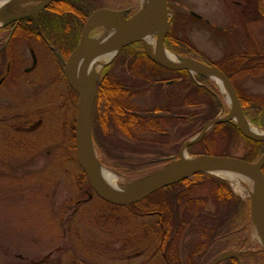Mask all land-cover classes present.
<instances>
[{"label":"rangeland","instance_id":"obj_1","mask_svg":"<svg viewBox=\"0 0 264 264\" xmlns=\"http://www.w3.org/2000/svg\"><path fill=\"white\" fill-rule=\"evenodd\" d=\"M100 1L101 8L119 12H124L127 2H131L129 14L143 8L142 0ZM7 6L24 9V5L19 3ZM169 8H177L190 15L196 13L224 31L220 34L204 23L182 21L183 36L205 60L223 64L224 70L233 72L242 66L243 59L264 57V0H171ZM107 31L110 30L97 25L91 33L92 41ZM4 33L8 35L5 31L0 33V37ZM31 50L35 51L38 62L36 67L26 72L33 67ZM9 51V57L20 70L13 74L17 77L13 79L14 90L9 89L10 86L1 89V96L8 100L6 102L16 104V112L14 131L7 129L11 121H4L13 115L0 114V264H164L156 247L160 235L154 236L156 217H131L133 214L127 207H115L104 202L93 192L86 177L81 176L82 168L74 159L71 160L76 153L71 149L70 138L73 130L78 131L79 110L69 101L60 68L62 65L58 64L57 57L49 48L34 41L22 45L14 42ZM150 51L153 53L154 48ZM240 70L233 75L238 90L264 108V69ZM118 71L119 67H116L114 72ZM207 79L210 91L216 95L214 97L223 109L218 117L223 118L232 111L228 91L224 94L216 82ZM174 89L183 90L181 96H184L190 88L181 86ZM134 102L137 107L147 109L155 106L157 97L149 92ZM193 111L196 115L194 107L182 110L184 113ZM261 111H248L246 115L253 127L264 132L256 125ZM200 121L198 124L201 125ZM200 125L191 132H185L183 130L188 124L180 125L181 129H178L172 128L171 123L170 134L165 137L141 133V138H144L141 143L128 141V147L134 144L142 154L138 162L131 164L137 169H150V165L157 163L162 155L179 156L184 143L204 128ZM17 129L24 132H17ZM10 133H14V141L12 138L9 141ZM245 146L244 141L239 143L222 137L214 145H209L215 151L229 150L234 157H245ZM201 148L198 146L194 151L200 152ZM97 154L101 160L98 149ZM108 170L117 175L122 187L153 177V172L134 178L114 169ZM233 191L244 202L250 203L253 197V188L245 183L233 186ZM148 205L144 203L139 208L145 209ZM251 211V227L244 250L253 255L264 253V246L256 233L255 213ZM227 243L225 241L215 247L219 251ZM252 259L249 264H261Z\"/></svg>","mask_w":264,"mask_h":264},{"label":"trees","instance_id":"obj_2","mask_svg":"<svg viewBox=\"0 0 264 264\" xmlns=\"http://www.w3.org/2000/svg\"><path fill=\"white\" fill-rule=\"evenodd\" d=\"M127 3L124 13L130 15L133 4ZM101 7L103 6L100 0H55L51 8L21 23L12 43L21 40L38 42L45 48L56 49L62 58L66 59L77 47L87 20ZM173 11L172 29L166 39L168 50L179 57L192 55L195 59L219 67L235 84L246 114L248 111L263 109V105L240 93L233 75L244 68L264 69V57H254L246 61L243 59L242 66L233 72L224 70L223 64L205 60L189 39L183 36L182 21L193 20L204 23L220 34L224 31L204 20L182 13L177 8H173ZM9 61L12 72L17 64L12 57H9ZM116 67H119L118 73L114 72ZM60 68L64 76L63 65ZM63 80L68 89L71 105L78 108V94L69 86L65 77ZM196 81L203 85H198L187 71H170L154 63L141 42L125 47L114 62L102 71L98 80L93 137L98 151L101 152V163L107 168L135 178L147 173H155L176 160L178 156L168 157L165 154L157 163L150 165V169H137L131 163L138 162L142 154H139L141 152L136 145L128 147V141L131 143L143 141L141 133L145 134V132L165 137L170 134L171 123H173L172 128L178 127V129H181L180 125L188 124L183 131L191 132L200 125L199 119L200 126H205L216 118L221 105L209 90L211 89L208 86L209 80L203 76H196ZM181 86L190 88L184 96H181L183 90L174 89ZM149 92L155 93L157 97L155 106L147 109L137 107L134 100ZM205 106L207 111L203 112ZM185 107L197 109L196 115L194 111L182 112ZM30 128L29 131L32 133V127ZM201 130L200 128L199 132ZM73 133L70 138L71 149L77 153L76 130H73ZM221 137L239 143L244 141L247 148L244 157L246 161H257L264 154V142L247 139L234 123L216 125L200 143L191 146L188 151L191 156L232 157L229 150L215 151L209 147ZM198 146L203 149L201 148L200 152L194 151ZM72 159L78 163L77 156H72ZM81 176L85 179L84 174ZM144 203L149 205L145 209L139 208ZM141 204L127 207L133 214L130 216L156 217L154 236L160 235L157 237L156 247L164 264H211L223 252L246 248L251 227V203L244 202L234 193L228 182L216 176L198 174L154 193ZM225 241L228 242L225 248L218 251L217 245ZM252 258L257 263L264 264L263 252L245 254L243 263L249 264ZM219 264H237V262L229 259Z\"/></svg>","mask_w":264,"mask_h":264},{"label":"water","instance_id":"obj_3","mask_svg":"<svg viewBox=\"0 0 264 264\" xmlns=\"http://www.w3.org/2000/svg\"><path fill=\"white\" fill-rule=\"evenodd\" d=\"M54 1L55 0H10L9 2L37 4V6L29 11L9 15L7 20L4 21V25L9 26L12 23L31 18L49 8ZM197 17L201 18L199 16ZM107 20L109 22L108 25L104 24ZM146 23L157 24L160 29L157 34V48L154 55L150 53L145 41L135 34L136 26ZM96 25H102L114 31L113 39L108 43H100L99 45L93 43L90 34ZM171 27L172 19L170 18L168 0H151L147 6H144L129 19H125L121 17L119 13L107 9L100 10L89 18L76 50L71 54L67 62H64L66 80L69 86L79 96V123L77 131L78 163L95 194L103 201L120 207L140 203L152 194L198 174H213L214 171L222 170L247 173L254 179L253 207L255 217L258 215L259 218L261 236L264 245V155L257 162H248L240 158L232 157L205 155L196 158H189L184 155V152L187 153V149L190 146L199 143L214 126L232 121V112H236L239 117L237 121H233L237 123L239 130L244 137L251 141L261 143L264 142V136L247 133L243 128L242 121L243 119H247V117L241 100L233 82L221 69L207 62L193 58L177 57L179 61L178 63H170L165 60V52L168 51L166 47V39L171 31ZM138 42H144L147 55L154 63L162 68L170 71H188L191 74H198L207 78H210L207 74H211L219 78L223 81L225 88L228 91L230 102L232 104V111L224 118H218L211 121L206 125L201 134L185 143L180 158L151 177L150 181L140 189V191L133 194L123 195L109 190L103 185L99 178L98 169L101 164L97 156L93 137V115L98 94V80L100 73H91L90 81L87 86L83 84L82 78L86 73L89 64L94 59L110 53H116V57L125 47L134 45ZM115 57L108 64H110ZM82 59V69L76 77L74 74V66ZM260 124L264 128V109L260 117ZM229 258H235L238 261V264H241L240 255L237 253L224 254L217 258L212 264H218Z\"/></svg>","mask_w":264,"mask_h":264},{"label":"bare ground","instance_id":"obj_4","mask_svg":"<svg viewBox=\"0 0 264 264\" xmlns=\"http://www.w3.org/2000/svg\"><path fill=\"white\" fill-rule=\"evenodd\" d=\"M9 1L10 0H0V9H2L7 3H9ZM150 1L151 0H142L143 6H147ZM104 24L108 25L109 24L108 20L105 21ZM2 25L3 23L0 21V27H2ZM159 30L160 29L157 24L146 23V24L137 25L135 34L136 36L142 38L146 42V45L149 48V50L153 48L154 50H156L157 48L156 36L159 33ZM114 33H115L114 31L110 30V31H107L104 35L97 37L96 45H99L100 43L103 44V43L110 42L113 39ZM115 55L116 53H110V54L103 55L101 57L94 59L89 64L88 69L82 78L83 84L87 86L90 81V74L93 72L101 71L115 57ZM165 60L170 63L179 62L177 57L169 51L165 52ZM82 64H83V59L79 60L74 66V74L76 77L79 74V71L82 69ZM207 75L220 86L224 94H227V90L225 88L223 81H221L219 78L211 74H207ZM228 101H230V98H228ZM231 118L237 121L239 117L236 114V112H232ZM242 124H243V128L245 129L247 133H250L253 135L264 136V132L257 127H253L252 124L247 119H243ZM184 155L187 156L186 152H184ZM98 171H99V178L105 187H107L109 190L113 192L123 194V195L133 194V193L140 191V189H142L151 179L149 178L147 180L137 182L136 184H133L128 187H122L121 185H119V182H118L119 178L113 172L104 168L103 166H99ZM214 174L227 180L234 187H237V185H240L241 183L250 185L251 188L254 187L253 177L244 172L222 170V171H214ZM255 228L257 231L256 233L259 235V237L262 240L261 228H260V222H259L258 215L257 217H255Z\"/></svg>","mask_w":264,"mask_h":264},{"label":"flooded vegetation","instance_id":"obj_5","mask_svg":"<svg viewBox=\"0 0 264 264\" xmlns=\"http://www.w3.org/2000/svg\"><path fill=\"white\" fill-rule=\"evenodd\" d=\"M54 2L50 5L49 8H51L53 6ZM36 5L37 4H34V5H32V7H34ZM24 21H26V20L10 24L8 27L4 28V32L6 31L8 33V35H5V33H4V35L0 37V39H1L0 40V114L6 113V115L7 114L13 115V117H10L9 119H8V117H7V119L3 118L4 121H6V120L11 121L10 123H12V124L9 127H7V129H9V130L12 129L13 131L15 129V125H14V118L15 117L14 116H15V112H16L15 111L16 104L6 102L8 100L5 97L1 96V89H5V88H8V86H10L9 89L14 90L13 89L15 87L14 80L17 77H16V75H13V74L16 73V70L19 71L20 68L15 67L12 72L10 71L11 70V67H10L11 63L9 61V55H10L11 51H9V49H10V46L14 43V42L12 43V40L14 38V35H15L17 29L19 28L20 24L23 23ZM19 43H20V45H22L25 43H30V41L21 40ZM5 47H7V49L4 50ZM50 52H52V50ZM31 53H32V57L34 60V65H35V63L38 62L34 57V56H36V54H35L34 50H31ZM36 58H37V56H36ZM26 72H30L29 69L26 70ZM8 93L12 95V91L9 90ZM21 132H24V131L22 130ZM8 135H9V141H11V138L13 141L15 140V138L13 137L14 133H12V135H11V133Z\"/></svg>","mask_w":264,"mask_h":264}]
</instances>
